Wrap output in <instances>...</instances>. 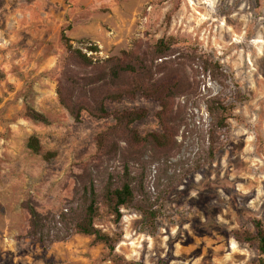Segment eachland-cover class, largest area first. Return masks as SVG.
<instances>
[{
	"label": "rangeland",
	"instance_id": "obj_1",
	"mask_svg": "<svg viewBox=\"0 0 264 264\" xmlns=\"http://www.w3.org/2000/svg\"><path fill=\"white\" fill-rule=\"evenodd\" d=\"M63 33L78 48L98 46L102 59L136 42L147 49L175 40L167 60L183 63L193 82L177 101L175 152L99 158L98 136L114 121L84 114L76 122L61 106ZM213 100L230 108L221 130L209 112ZM27 107L50 124L32 121ZM107 109H146L133 128L161 132L155 101L138 96ZM32 137L41 154L28 148ZM126 163L144 177L139 205L159 219L153 230L132 207L117 226L102 205L96 227L121 236L118 256L144 264L259 260L234 233L264 226V0H0V264H114L103 245L70 230L45 248L29 237L23 205L80 216L86 193L118 185Z\"/></svg>",
	"mask_w": 264,
	"mask_h": 264
},
{
	"label": "trees",
	"instance_id": "obj_2",
	"mask_svg": "<svg viewBox=\"0 0 264 264\" xmlns=\"http://www.w3.org/2000/svg\"><path fill=\"white\" fill-rule=\"evenodd\" d=\"M65 54L60 61L58 97L76 122H81L87 114L97 120L113 119L114 124L98 136L99 158H114L120 154L132 160H142L147 155L154 157L173 153L178 148L177 101L188 95L193 82L183 63L167 60L171 57L175 40L161 39L145 49L136 42L130 51L121 56L102 59L98 46L76 47L72 40L62 34ZM86 44L85 42H81ZM158 61L161 63L157 64ZM141 96L158 103L160 111L156 114L161 132L142 135L133 126L146 119V109L110 112L108 103H119L125 99L134 100ZM228 107L213 100L209 112L215 123V130L227 125ZM26 115L32 121L49 125L48 117L27 107ZM28 148L41 154L42 147L36 137L29 140ZM128 163L120 176L118 185H109L98 194L94 189L86 193L84 207L80 216L69 214L43 215L38 203L29 200L23 207L29 216L28 235L45 248L68 239L69 230L76 234L91 237L94 245H103L114 264L129 263L116 254L120 235L111 236L96 227L102 205L120 226L126 208H138L148 220L149 227L157 228L159 213L147 206L139 205L138 196L144 187V177L136 176ZM238 243L255 247L260 258L251 264H264V226L255 222V230L234 233Z\"/></svg>",
	"mask_w": 264,
	"mask_h": 264
}]
</instances>
